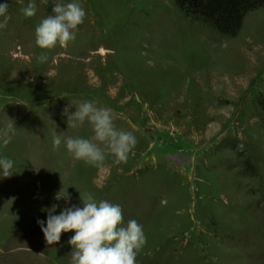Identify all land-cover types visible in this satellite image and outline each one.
I'll return each instance as SVG.
<instances>
[{"label": "rangeland", "instance_id": "374dc122", "mask_svg": "<svg viewBox=\"0 0 264 264\" xmlns=\"http://www.w3.org/2000/svg\"><path fill=\"white\" fill-rule=\"evenodd\" d=\"M8 2L0 128L10 119L16 132L0 155L15 172L0 179V264H70L74 233L49 245L36 221L53 204V214L80 206L84 192L143 226L136 264H264V5L226 36L172 0H79L86 16L75 40L45 50L34 30L54 0H35L30 18L28 0ZM86 100L135 135L125 163L106 156L92 167L63 143L52 149L53 130L92 135L87 122L67 128L63 112ZM65 188L67 203L55 198Z\"/></svg>", "mask_w": 264, "mask_h": 264}, {"label": "clouds", "instance_id": "9594fccd", "mask_svg": "<svg viewBox=\"0 0 264 264\" xmlns=\"http://www.w3.org/2000/svg\"><path fill=\"white\" fill-rule=\"evenodd\" d=\"M47 4L48 0H41ZM23 3V0H21ZM9 2H0V29L7 26ZM37 8L35 0L21 8L25 18L33 17ZM85 9L79 0H54L51 14L44 17L34 30V42L40 49H53L56 46L66 48L74 41L79 26L84 23ZM36 60L44 63L46 52H41ZM72 104V103H71ZM67 115V128L77 129L87 122L92 131L89 138L64 136L53 130L52 149L61 144L67 153L77 161L92 167H100L111 156L114 165L127 161L137 140L132 132L118 130L111 110L98 107L95 101H84L68 114V107L63 109ZM16 127L12 120L0 128V149L7 146L15 135ZM239 147H242L239 146ZM14 161L0 155V179L8 178L13 173ZM57 200L63 198L67 203L70 194L66 188L56 194ZM80 206L71 205L62 208L58 214L57 205L46 209L47 218L37 220L44 240L52 245L59 242L61 233L72 231L74 234L68 243L72 246L70 264H136L137 254L146 243L143 226L135 219L123 222L122 209L119 204L104 199H97L92 192L79 193Z\"/></svg>", "mask_w": 264, "mask_h": 264}, {"label": "trees", "instance_id": "16d2710c", "mask_svg": "<svg viewBox=\"0 0 264 264\" xmlns=\"http://www.w3.org/2000/svg\"><path fill=\"white\" fill-rule=\"evenodd\" d=\"M190 19L201 21L226 36H235L240 30L247 11L264 5V0H172ZM257 104L264 112V97L259 95ZM251 174L255 169L251 167Z\"/></svg>", "mask_w": 264, "mask_h": 264}]
</instances>
